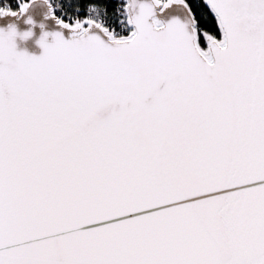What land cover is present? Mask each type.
<instances>
[{
    "label": "snow or ice",
    "instance_id": "6c2138e0",
    "mask_svg": "<svg viewBox=\"0 0 264 264\" xmlns=\"http://www.w3.org/2000/svg\"><path fill=\"white\" fill-rule=\"evenodd\" d=\"M0 264H264V0H0Z\"/></svg>",
    "mask_w": 264,
    "mask_h": 264
},
{
    "label": "water",
    "instance_id": "95a60500",
    "mask_svg": "<svg viewBox=\"0 0 264 264\" xmlns=\"http://www.w3.org/2000/svg\"><path fill=\"white\" fill-rule=\"evenodd\" d=\"M29 51L33 52L34 54H39V49L29 45Z\"/></svg>",
    "mask_w": 264,
    "mask_h": 264
}]
</instances>
